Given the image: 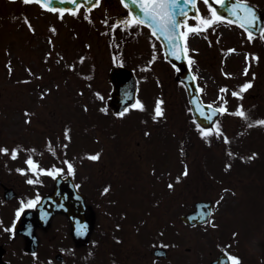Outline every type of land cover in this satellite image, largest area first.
<instances>
[{"label": "rangeland", "instance_id": "1", "mask_svg": "<svg viewBox=\"0 0 264 264\" xmlns=\"http://www.w3.org/2000/svg\"><path fill=\"white\" fill-rule=\"evenodd\" d=\"M249 2L264 8V0ZM199 7L202 13L207 14L201 2ZM23 14H27L36 27L35 34L23 24ZM91 15L94 24L67 16L61 21L55 14L42 12L37 5L25 6L21 1L0 0V143L35 145L39 152H43V156L37 155L36 158L48 167L57 161L44 148L46 137H52L59 151L63 127L68 124L72 128L73 139L68 147V157L75 158L77 162L74 179L87 194L99 222H96L95 229L101 232L97 231L92 238V241H99L91 245L92 264H113V261L116 264H143L147 258L142 256L151 253L153 245L160 244V241L175 244L176 247L167 248L169 258L157 264H201L208 252L215 254L220 250L217 245H230L227 249L240 255L242 264H264V127L247 129L237 137L244 123L241 118L229 115L219 118L228 135L233 137L232 150L240 156L258 152L259 156L254 159L227 157L228 146L219 140L214 139L212 147L205 144L195 131H190L185 92L173 80L174 71L163 62L158 43L154 71L141 72L137 69L134 72L136 79L142 75L149 77L147 81H140L138 86V97L145 103L146 111L132 110L124 118H116L110 109L108 115L99 112L100 101H94L92 89L86 85L92 83L94 89L101 90L109 98L107 75L113 66L112 53L122 52L125 65L136 69L150 58V34L142 29L139 35H135L138 30L133 27V38L123 29H117L115 35L120 47H112L109 37L100 34L105 28L101 21L109 18L111 23L125 15L119 0H103ZM189 22L195 23V20ZM50 24L59 29V34L54 37L55 52H62L68 62L78 55L89 57L83 64L77 63L75 72L67 70L64 61L56 64L55 52L49 61L51 72L48 71L49 64L43 62L44 53L52 50L47 43V37L51 35L48 30ZM74 33H78V37ZM220 33V42L216 43ZM206 35L212 40L211 45L202 35L189 37L190 47L199 50L191 53L198 64L192 71L199 73L197 82L205 87V91L200 93L202 100H215L221 86L235 88L244 80L252 79L251 73L255 72L254 85L245 93L242 103L253 119L264 117V41L258 38L252 43L246 42V34L233 25L222 24L216 32L209 29ZM85 43H91V50L84 47ZM233 47L238 51H221ZM6 49L12 52L14 71L11 77L5 66L9 59ZM246 52H256L260 56L259 63L252 62L247 76L243 75ZM25 66L42 73L44 79H34L30 84L17 83L27 76ZM221 69L234 73V76L225 77ZM78 73L91 74L93 80L83 79ZM156 77H159V84ZM57 83L60 84L59 90L55 88ZM48 87L52 88V93L41 100L39 92ZM80 87L85 88L83 97L77 95ZM161 95L166 100L167 120L154 122L151 119L154 102ZM227 99L230 108L240 103L230 91ZM84 103L89 105L88 112L82 108ZM25 108L33 113L31 125L24 124ZM145 131L151 135L145 136ZM181 147L185 149V156L180 152ZM101 149L100 160L83 158L84 153ZM5 159L0 158V163ZM16 161L18 166L23 162L22 159ZM185 161L190 175L176 185L175 191L169 190L168 181H174L182 172ZM226 163H231L232 168L227 170L229 174L223 176ZM13 176L6 179L9 185L25 186L24 177L15 172ZM258 182L261 189L257 188ZM108 184L112 186L110 196L100 197V188ZM98 186L99 189H96ZM119 192L121 195L116 197ZM220 196L224 199L216 206L215 201ZM110 201H118L120 205ZM196 201H211L218 227H209L205 231L204 226L189 228L182 224L179 216L191 210ZM108 209V215L116 214L115 209L137 211L136 226L139 227L133 233L130 227L124 229L121 226L122 232L116 234L113 220L105 219V210ZM128 219L132 221L131 216ZM117 220L126 221V218ZM153 225L152 234L161 231L164 234H158L159 239L151 243H140L141 235L145 240L150 237L146 228L149 230ZM104 229L107 230L106 235ZM233 232L238 235L233 237ZM117 235L122 237L120 244H116ZM63 241L68 244L69 237L65 236ZM148 259L152 260L151 257ZM146 264H149L148 261Z\"/></svg>", "mask_w": 264, "mask_h": 264}, {"label": "snow or ice", "instance_id": "2", "mask_svg": "<svg viewBox=\"0 0 264 264\" xmlns=\"http://www.w3.org/2000/svg\"><path fill=\"white\" fill-rule=\"evenodd\" d=\"M25 5H37L42 12H51L57 16L61 21L65 19V16H72L74 18L88 21L89 24H94L92 18V12L94 9L101 6L103 0H59V4L55 0H22ZM204 5L207 8V14L201 12L199 7V0H120V4L127 9L126 14L123 17H117L113 22L110 23L109 18H103L101 23L105 26L103 32L100 34L109 37V45L112 47L119 48L120 45L116 40V30L123 29L128 35H133L132 28L135 27L138 31L135 35H139L142 28L146 26L150 30V35L148 40L151 47V55L146 63L138 65L136 69L132 71L135 72L137 69L141 72L154 71L153 65L158 58V50L156 41H161L163 45V58L165 61L172 65V68L179 72L180 65L174 61H185L189 69V76L187 79L192 81H197L199 79V73L197 71H192L193 67H198L196 57L193 56L192 52H198V49H193L189 45V37L192 35H202L205 39H208L209 45L213 42L206 35L211 29L212 32H216L217 27L220 25H230L237 24L245 35V41L248 43L254 42L257 37L264 41V23H260L261 17L258 15L257 8L250 4L249 0H233V2L228 3L227 0H203ZM61 5H71V6H61ZM219 6V7H217ZM219 8H223L224 11L221 12ZM107 12V10H105ZM23 24L27 27V30L32 34L36 33V27L30 20L27 14L22 15ZM190 20H195V23H190ZM51 35L47 37V43L52 50L46 51L44 53L43 62L49 64L51 58H53V53L56 49V44L54 37L59 34V29L55 24H50L48 28ZM78 37V33H74ZM133 35V38H135ZM222 33L218 34L216 37V43L220 42V37ZM84 47L91 50V43H85ZM9 59L6 62V68L8 70V75L11 77L14 67L11 59L12 52L8 49L5 50ZM221 51L234 53L238 50L236 48L221 49ZM89 57L85 55H78L76 59L72 62H68L65 55L62 52H55V63L60 64L64 61V67L75 72L77 69V63L83 64ZM171 58H174L171 59ZM260 56L256 52H246L245 53V66L243 68V75L247 76L249 70L252 66V62L255 61L259 63ZM111 63L113 67L123 68L126 61L122 52L112 53ZM95 69V64L92 65ZM25 71L27 76L22 80L17 81L19 84H30L35 80L44 79L42 73L34 72L29 66H25ZM48 71H52V67L49 64ZM222 74L225 77L234 76V73L225 72L221 69ZM81 78L88 81L93 80V75L78 73ZM256 73L252 72V79L244 80L242 83L237 85L235 88L230 89L228 85H223L218 89V94L215 100L203 101L202 98L197 97L195 100L191 101L194 104L195 112L199 117H203L209 124H204L196 118L192 117V121L195 127V131L202 141L209 147L213 146L214 139L221 141L224 145L228 146L226 148V155L229 158H236L239 156L241 160H250L259 156L258 152H253L250 156H240L239 153L232 150L230 147L233 137H230L227 131L224 129L221 119L218 117H223L224 115L235 116L241 118L244 122L242 125V130L236 134L237 137L244 134L247 129L253 127H264V117L253 119L249 114L248 110L242 103L245 93L251 89L254 85L256 78ZM149 77L147 75L140 76L136 82L135 87L127 88L123 92L124 101L123 106L120 110L115 111L113 115L116 118H124L132 110L146 111L145 103L138 97L137 93L139 91L140 81H147ZM157 83H160L159 77H156ZM180 84H184V81H179ZM39 87V85H37ZM88 89H92V96L95 100L100 101L98 105V111L108 115L109 105L107 103L106 95L99 89H94L92 83L86 85ZM57 90L60 89V84H55ZM196 88L200 93L205 91V87L196 84ZM231 92V96L237 98L240 103H238L235 108L229 107V100L227 99V94ZM52 93V88L48 87L39 92V98L44 100L47 96ZM77 95L83 97L85 95V88L80 87L77 91ZM128 100L133 102L128 103ZM82 108L85 112H88L89 105L87 103L82 104ZM189 113H193V107L187 108ZM24 124L31 125L33 123L32 116L33 113L29 109H24ZM151 119L154 122H160L161 120H167L166 115V100L163 96H157L154 102L153 111L151 114ZM146 123V121H145ZM145 136L151 135L149 131H145ZM63 140L59 143V151L56 145H54L52 137H46L44 148L51 153V155L58 162L51 163L50 166L44 167L37 155L43 156V152H39L35 145L25 146L23 143H14L9 145L8 143H0V158L6 157L4 160V166L7 171L11 174L15 172L20 176L24 177V183L32 186L43 185L44 180L42 177L48 176L54 180L63 179L66 177L75 178L77 174V162L75 158L70 159L68 157V147L72 142V128L66 124L62 131ZM60 140V137H57ZM99 138L97 137V141ZM183 143V142H182ZM102 149L96 152H86L83 158H87L92 161H98L101 159ZM182 155H186L185 149L180 148ZM23 161V166L9 167V161L21 160ZM83 162V159L80 160ZM225 171L232 168L231 163L225 164ZM153 174H155V168L152 169ZM190 175V168L188 163L184 162V167L182 172L177 175L173 180H169L167 183V188L171 191H175L176 185L181 183L184 178ZM73 186L76 189L81 187L80 183H74ZM112 186L110 184L105 185L101 190V196H105L110 193ZM223 191L227 192V189ZM235 194V193H233ZM44 199L40 193V189L35 188V194L31 196H20L18 197L19 206L15 208V219H19L21 214L25 212L26 209L40 208L41 218L44 219L50 215V213L41 206V202ZM50 199V198H49ZM224 196H220L216 201L215 205L219 206ZM113 202L114 201H110ZM57 208H63L65 205L63 203H56ZM215 208L209 209L206 206L204 212L201 213V219L203 220L204 230L207 231L209 227L216 228L218 225L215 223ZM124 215H127L126 213ZM0 226H3V230L8 232L11 236H15V220L12 225H4L3 220L0 219ZM195 227V225H192ZM117 228L121 226L116 225ZM139 230V229H138ZM75 232L78 236H83L87 233V224L76 222ZM161 236L164 234L163 231L159 233ZM233 237L238 235L237 232L232 233ZM117 242H120V237H115ZM93 245L99 243V241H91ZM223 248L226 253V258L228 264H242V257L238 254H234L227 251L230 247L224 245H217ZM153 247H157L153 245ZM169 247H176L175 244H165L160 241L159 248L167 249ZM64 251H74L73 249H61ZM35 260H38L37 252L33 251L31 253ZM89 256L93 255L92 251L89 250ZM166 256L165 252L157 251V259L160 256ZM43 264V262H42ZM47 264H54L51 257L48 258ZM113 264H116L113 261ZM152 264H157L156 260L152 261Z\"/></svg>", "mask_w": 264, "mask_h": 264}, {"label": "flooded vegetation", "instance_id": "3", "mask_svg": "<svg viewBox=\"0 0 264 264\" xmlns=\"http://www.w3.org/2000/svg\"><path fill=\"white\" fill-rule=\"evenodd\" d=\"M13 173H9L4 166L0 167V219L3 220L4 225H12L15 220V236H11L8 232L3 230V226H0V264H47L48 258L51 257L54 264H92L93 255L89 256V250L92 251L91 241L96 231L98 233L99 230H96L95 226L99 223L96 218L95 212L92 210V206L89 203L86 197L87 203V218L91 219L93 223V232L88 238L87 243L79 244L72 240L70 237V229L67 219L59 214L55 213L51 215L50 219L44 221L41 218L40 210L35 209H26L24 213L21 214L22 221L19 226L16 228V222L18 219H15L14 210L19 206L18 197L20 196H31L35 194V188L40 189V193L43 196L49 194L52 188V184L50 183V179L48 176L42 177L44 180L43 185H28L24 183V187L21 188L16 185H9L6 179H11ZM18 179V178H17ZM53 182V180H52ZM6 188H11L15 191H10L11 197L9 199H5L3 193ZM103 187L100 188L102 190ZM128 191L131 189L127 188ZM132 191V189H131ZM121 193L119 192L116 197H119ZM110 195L101 196L106 198ZM113 210V209H111ZM116 214L108 215L107 213L110 210H105V219H112L114 222V226L119 224L124 229L130 227L131 232L136 230V224L138 220L136 218L138 212L135 210H127V209H115L113 210ZM127 215H124V214ZM129 216L132 217V221H129ZM118 217V218H116ZM119 218H126V221L117 220ZM97 222V224H96ZM121 228V227H120ZM120 228L115 229V233H120L122 230ZM106 229H104V233L106 235ZM101 233V232H100ZM115 234V235H116ZM65 236L69 237V243L67 244L63 241ZM120 237V242L116 244H120L122 241L121 235H117ZM117 241V240H116ZM61 249H73L74 251H64ZM155 249V247H153ZM35 251L38 254L39 259L34 261L31 253ZM228 252H230L227 249ZM225 254L223 248H220L216 254L212 251L208 252V255L204 262L201 264H210L218 255ZM130 257V256H129ZM146 260L143 264H146L148 261L149 264H152L153 260L157 262L163 263L167 258H155L152 252L148 255L142 256ZM151 257L152 260L148 259ZM94 264V263H93ZM106 264V263H105ZM134 264H137L136 262ZM141 264V263H139Z\"/></svg>", "mask_w": 264, "mask_h": 264}, {"label": "water", "instance_id": "4", "mask_svg": "<svg viewBox=\"0 0 264 264\" xmlns=\"http://www.w3.org/2000/svg\"><path fill=\"white\" fill-rule=\"evenodd\" d=\"M57 4H59V0H55ZM228 3L233 2V0H227ZM61 6H71V5H61ZM219 7V6H217ZM221 12L224 11L223 8H219ZM258 15L261 17L260 23H263L264 21V10H259L257 8ZM161 42V41H160ZM174 60V58H171ZM178 65H180V71L175 74V80L176 81H184V86L187 92V97L190 103V107H193V115L196 116L198 120H200L204 124H209L210 122L204 119L203 117H199V115L195 112L194 104L191 103V101L195 100L198 97L197 89L195 82L191 79H187L189 76V69L187 67V63L185 61H174ZM109 81L112 83L113 86V92H112V102L111 107L114 111L120 110V108L123 106V92L127 88H133V78L131 76V73L126 70L125 68H119L116 67L111 70L109 74ZM128 103H131L132 100H128ZM67 188V187H66ZM65 184H62L61 182L56 183V197H59L58 199L63 198V196L66 194L68 196V202L65 203V207L58 208L59 210H64V212L68 215L69 219L71 220L72 224L76 220V218H83L82 210L84 209V202L81 196H79L76 192L72 191V189H66ZM51 200L53 199V195L49 197ZM49 198H46L43 202L49 203L51 207L53 208V202L50 201ZM58 202V200H56ZM203 207V204L196 205V210L186 216H182L181 219L185 222H189L191 224L195 222H203L201 219V208ZM55 208V203H54ZM57 208V207H56ZM74 226V224H73ZM77 238H80L81 236H76Z\"/></svg>", "mask_w": 264, "mask_h": 264}]
</instances>
